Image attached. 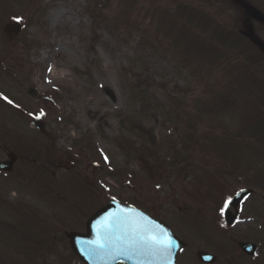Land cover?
<instances>
[{
	"label": "rangeland",
	"instance_id": "rangeland-1",
	"mask_svg": "<svg viewBox=\"0 0 264 264\" xmlns=\"http://www.w3.org/2000/svg\"><path fill=\"white\" fill-rule=\"evenodd\" d=\"M187 3L0 0V162L16 155L14 170L0 172V264H82L69 233L84 232L111 198L169 224L187 243L179 264H202V250L218 257L214 264H264V135L239 130L240 107L221 112L211 101L229 91L264 115V65L210 41L188 15L180 18L177 8ZM159 9L177 19L164 25ZM15 20L23 28L12 40L5 26ZM192 30L221 55L216 63L186 61L211 58L197 53ZM141 84L144 107L132 91ZM33 87L36 97L27 92ZM34 117L54 140L31 124ZM235 133L241 145L217 141ZM190 137L192 159L173 161L170 151ZM149 145L165 168L155 177L135 149ZM224 164L233 173L225 199L254 189L228 231L209 178ZM53 238L61 241L57 252L38 249ZM245 241L258 246L253 258L238 246Z\"/></svg>",
	"mask_w": 264,
	"mask_h": 264
},
{
	"label": "trees",
	"instance_id": "trees-1",
	"mask_svg": "<svg viewBox=\"0 0 264 264\" xmlns=\"http://www.w3.org/2000/svg\"><path fill=\"white\" fill-rule=\"evenodd\" d=\"M129 1L132 2L133 0H129ZM187 4L186 5L180 4V6L177 8L180 17L183 16L184 18H186L185 15L186 16L188 15L187 17L189 23L195 22L196 24L193 25H195L196 29H198V27L201 28L202 34L204 33L203 35H207L206 38H208L210 41L213 42L217 41L220 44L228 45V47L234 52H237L240 49H242V44L240 43L239 39L236 37L233 38L232 40L231 38L232 36L234 37L236 35V23H233L228 20L227 21L228 24H226L225 19L219 20V18L223 17L224 15H226L229 19L230 17L229 9L231 8L232 5L229 0H192L191 4L190 3ZM155 13L158 14V19H160L164 25H167L166 24L167 22L169 23L173 22L171 21L173 19H177L176 15L173 16L171 15V13L164 12L160 9L159 11L156 10ZM161 22L160 24H162ZM186 28L187 27H182L181 29L185 30ZM183 32L184 31L180 32L179 34L182 35ZM192 34H194L192 43L194 41H197V43L200 44L197 53H200L202 51H205L206 53L208 52L211 58H209V56L206 55L203 56V54H194L191 58L192 59L199 58L204 62L206 61L214 64L215 60L221 57V55L218 53V51L212 48V46L208 44V42L205 39L203 40L200 34H196L193 30H192ZM186 61L189 64L190 62H192L191 59L188 57L186 58ZM256 84H257L256 82L252 83L254 88L257 86ZM243 87L244 86H241V88ZM132 91H134V93H137L141 97V101H143L142 106L143 107L146 106L148 102L147 99L145 98L147 90L143 89V85L141 84L137 87L133 86ZM221 92L222 94L220 96L217 95L216 97H214V99L211 98V101L215 103L212 109L213 110L218 109L221 112H225L228 109H233L235 106L236 108L237 107L243 108L244 112L241 118L243 119L244 124L243 126H240L239 130L243 133L254 132L260 136L264 135V115L261 111L262 108L261 107L255 108L252 105H248L245 101H241L240 99L237 98H232V93L228 92L227 95L223 96V91ZM251 93H254V89L250 91V95ZM254 95H256V93H254ZM200 113H202V110H200ZM140 127L135 125L132 127V129L138 130L140 129ZM132 129L130 130L132 131ZM148 135L152 136V134L150 133H148ZM237 137L238 134L235 133L234 135L229 136V139L217 140V141H220L221 145L223 146H228L230 144L241 145L240 142L236 140ZM145 138L146 137L144 136V139ZM192 140L193 138L191 137L189 138V140L183 139L182 145L180 147L178 145L175 148H173V151H170L174 154L173 161L177 162L178 159H183L184 162L187 163L190 159H192L189 153V148H191L190 141ZM246 147L250 148V146L248 145ZM254 148L257 149L256 146H254ZM135 149L139 155L138 156L139 160L142 162L144 166V169L152 177H155V174H159L160 172L165 171V168L160 163V157L159 155H157L158 153H154V155L151 153L150 145L149 148L147 146H143V147L140 146ZM148 149H149L150 158L145 157V155L148 152ZM206 152H208V149L206 150ZM171 165L174 166L173 163H171ZM223 168L227 169L226 164H224L222 169H218V170L215 169L209 173L210 176L209 178L212 179L216 184V188H215L217 190L216 200H215L216 212L220 210L219 205L221 204V201H223L224 197L227 196L226 192L229 191V187L227 183L230 182V177L231 175H233V173L230 174L228 171H224ZM202 170L203 169L201 168V171Z\"/></svg>",
	"mask_w": 264,
	"mask_h": 264
},
{
	"label": "water",
	"instance_id": "water-1",
	"mask_svg": "<svg viewBox=\"0 0 264 264\" xmlns=\"http://www.w3.org/2000/svg\"><path fill=\"white\" fill-rule=\"evenodd\" d=\"M235 1L240 4L245 10H247V13L249 15L256 16L253 11L256 12L257 9L253 8L248 2L244 0ZM257 12L262 14L259 10H257ZM5 31H7V34L12 39H16V37L21 32V23L15 22L12 24H8ZM245 35L249 36L253 42L258 43L257 38H254L249 32H245ZM28 93L32 96H37V91L34 87L30 88L28 90ZM32 123L33 125L35 124L43 134H47L44 123L41 119L34 118L32 120ZM9 157L10 161H3L2 163H0L1 171H12L16 157L13 154H10ZM252 192V190L243 189L232 198L228 210L224 212L225 221L229 227L232 226L238 218L237 214L238 209L241 206L240 204L246 197L250 196ZM232 207H234L235 213L232 212ZM120 213L126 214L133 222L141 225H150L154 229V234H166V236L172 241L171 256L162 257L152 250H149L142 246H129L128 241L124 239L125 242L124 244L120 245V250H116L111 254H105L103 260H98V255L94 253L96 246L93 243L100 238L101 230L108 223L106 218H108L111 214ZM121 234L122 233L119 232L117 236H120ZM70 237L74 251L81 257L82 261L86 262V264H116L118 262L123 264H177L176 259L178 254L180 253V249L185 246V243L175 236L173 230H171V228L167 226L166 223L159 219L155 220L136 207L134 208L128 205H122L115 199H111L109 203L103 207V209L99 210V212H97L92 217L88 224V234H79L72 232ZM239 246L244 252L251 256H254L258 249L257 245L250 242H241L239 243ZM198 258L200 261L212 264L213 262L217 261V257L215 255H212L205 251L199 252Z\"/></svg>",
	"mask_w": 264,
	"mask_h": 264
},
{
	"label": "snow or ice",
	"instance_id": "snow-or-ice-1",
	"mask_svg": "<svg viewBox=\"0 0 264 264\" xmlns=\"http://www.w3.org/2000/svg\"><path fill=\"white\" fill-rule=\"evenodd\" d=\"M4 99L7 100L8 98L4 97ZM230 204V197L224 200L221 207L222 214L228 210ZM106 219L108 223L101 230L100 238L94 242L97 245V250L107 249L112 244V236L121 232L122 234L116 239H126L129 246H142L162 257L171 256L172 241L166 234H154V229L150 225L133 222L123 213L111 214Z\"/></svg>",
	"mask_w": 264,
	"mask_h": 264
},
{
	"label": "flooded vegetation",
	"instance_id": "flooded-vegetation-1",
	"mask_svg": "<svg viewBox=\"0 0 264 264\" xmlns=\"http://www.w3.org/2000/svg\"><path fill=\"white\" fill-rule=\"evenodd\" d=\"M253 7L259 9L264 14V9L260 6L257 0H247ZM235 10H237L236 19L238 21V31L242 34L243 31L249 32L252 36L259 39V43L255 44L251 42L249 38L244 37V41L249 45V50L256 58L264 59V18L260 19L257 16H250L246 10H244L240 5H235ZM259 13L256 12V15ZM60 240L53 238L48 244H43L41 250L45 251V254L57 252V248L60 245ZM71 247V245H70Z\"/></svg>",
	"mask_w": 264,
	"mask_h": 264
},
{
	"label": "bare ground",
	"instance_id": "bare-ground-1",
	"mask_svg": "<svg viewBox=\"0 0 264 264\" xmlns=\"http://www.w3.org/2000/svg\"><path fill=\"white\" fill-rule=\"evenodd\" d=\"M111 94V96L113 97V94L112 93H110Z\"/></svg>",
	"mask_w": 264,
	"mask_h": 264
}]
</instances>
